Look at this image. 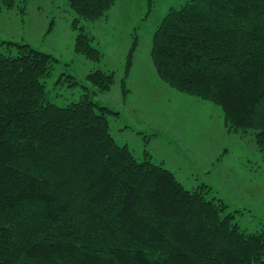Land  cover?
Wrapping results in <instances>:
<instances>
[{
  "label": "trees",
  "instance_id": "16d2710c",
  "mask_svg": "<svg viewBox=\"0 0 264 264\" xmlns=\"http://www.w3.org/2000/svg\"><path fill=\"white\" fill-rule=\"evenodd\" d=\"M116 1L69 0L76 53L101 60L81 22ZM17 3L0 0V12ZM151 58L163 82L220 106L229 132L252 133L264 151V0L172 8ZM57 62L29 44H0V264H264V227L242 229L209 186L185 188L147 151L137 159L111 133L106 114L117 112L88 95L51 102L44 79ZM87 78L104 92L115 73Z\"/></svg>",
  "mask_w": 264,
  "mask_h": 264
},
{
  "label": "rangeland",
  "instance_id": "374dc122",
  "mask_svg": "<svg viewBox=\"0 0 264 264\" xmlns=\"http://www.w3.org/2000/svg\"><path fill=\"white\" fill-rule=\"evenodd\" d=\"M188 1L155 0L151 7L149 0H117L106 16L83 20L102 54L98 62L75 51L77 15L69 0H18L15 8L0 12V44L25 43L53 55L58 62L44 79L51 102L67 106L88 95L113 109L118 114L106 116L120 145L139 160L147 151L189 190L209 186L208 197L225 202L242 229L259 232L264 227V151L252 133L229 132L220 106L163 82L151 58L156 29L172 8ZM135 41L139 45L126 77ZM98 69L115 73L110 90L100 92L88 80Z\"/></svg>",
  "mask_w": 264,
  "mask_h": 264
}]
</instances>
